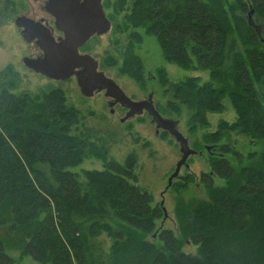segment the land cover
Masks as SVG:
<instances>
[{"label": "trees", "instance_id": "obj_1", "mask_svg": "<svg viewBox=\"0 0 264 264\" xmlns=\"http://www.w3.org/2000/svg\"><path fill=\"white\" fill-rule=\"evenodd\" d=\"M115 28L128 31L119 71L141 86L144 65L133 51L138 28L155 38L165 61L208 72L202 83L191 76L168 85L165 104L176 115L186 109L188 132L203 130L198 148L211 146L209 170L199 175L209 198L192 202L180 217L196 253L182 251L169 229L158 234L160 245L144 240L163 210L136 185L135 157L120 164L73 134L79 113L60 87L31 95L12 92V83L0 86V225L16 235L21 255L40 264H98L102 234L113 241L111 264H264V0H133ZM104 61L117 64L114 57ZM158 77L168 84L164 71ZM225 96L236 119L204 130L207 114L224 110ZM231 132L262 149L243 155L222 142ZM90 157L103 168L83 170L81 178L70 169ZM179 177L178 188L193 181L191 174ZM214 178L224 184L214 185ZM0 264H15L1 239Z\"/></svg>", "mask_w": 264, "mask_h": 264}, {"label": "rangeland", "instance_id": "obj_2", "mask_svg": "<svg viewBox=\"0 0 264 264\" xmlns=\"http://www.w3.org/2000/svg\"><path fill=\"white\" fill-rule=\"evenodd\" d=\"M133 0H124L123 8H119L120 0H103L106 14L110 18V29L100 38L91 39L87 48L99 60L101 68L106 76L113 79L123 92L133 100L147 99L152 94L153 104L165 118L177 121V128L187 138L190 148L196 151L188 157L185 165L181 166L178 176L172 179L167 187L168 178L173 173L176 162L181 153L178 144L166 133L156 132L155 125L150 117L143 112L134 115L124 121L125 111L119 106H110V101L103 91L94 93L91 97L83 96L74 77L63 81H55L27 68L22 63L23 57H35L39 49L32 43L26 42L18 27L14 24V18L24 12L28 6L26 0H0V86L12 83V92L17 94L28 92L37 95L50 87H60L65 94L67 104L73 106L79 113L78 124L72 133L86 137L98 148L107 152L106 158L125 164L126 158L132 154L136 159L134 172L137 175V183L141 189L148 191L154 198L153 203H159L164 209L163 216L156 222V231L144 236L157 245L158 234L162 229H169L173 235L182 241V251L195 254L196 245H193L185 236L180 225V217L189 204L197 200H208V190L199 180L200 172L209 170L207 150L210 145L198 148L197 142H201V131L195 134L188 132L186 119L188 111L183 109L180 115H176L171 109L165 107L166 101L171 100V93L167 91L168 85L180 82L186 77L197 76L200 82L208 80V72L204 70H187L178 67L174 63L165 61L158 48L155 38L145 33L142 28L136 29L139 33V43H134L133 51L144 65V85H139L130 76L120 73L121 54L128 42V31H117L116 24L121 27L123 14L127 13ZM234 0H226L232 3ZM118 8V12L116 11ZM132 31L131 28H128ZM107 57L117 59V64L107 66L104 59ZM103 61V63H102ZM162 70L168 77V84L161 85L158 72ZM224 110L220 113H208V126L204 129L214 131L220 120L232 122L236 119V113L228 96L223 98ZM113 108V112H111ZM234 148L245 155L249 151H260L262 146L255 143L251 137L231 132L228 139ZM230 162L236 166L235 158L227 154ZM103 168L102 161L96 157L84 159L79 165L70 168L82 177L83 170ZM185 174H191L193 181L186 187L178 188ZM214 185L224 184L222 179L214 178ZM176 184V185H174ZM178 188V189H177ZM113 223V218H108ZM115 225V224H114ZM0 239L5 245L6 253L12 257L15 264H40L30 256L21 255L18 238L8 230L6 225H0ZM103 241L101 260L98 264H111L110 245L112 240L102 234L99 237Z\"/></svg>", "mask_w": 264, "mask_h": 264}, {"label": "water", "instance_id": "obj_3", "mask_svg": "<svg viewBox=\"0 0 264 264\" xmlns=\"http://www.w3.org/2000/svg\"><path fill=\"white\" fill-rule=\"evenodd\" d=\"M46 9L55 18L56 28L64 33V38L55 42L47 34L38 33L37 27L29 19L17 16L14 24L23 28L20 32L22 38L26 42L34 40L42 52L41 56L23 57L22 63L55 81H63L74 75L83 96L91 97L103 91L106 97L127 109L121 121L145 112L155 125L156 132H166L179 146L181 156L168 178L169 187L188 157L196 154L190 148L187 138L178 130L177 121L160 114L153 104L151 94L147 99H131L113 79L97 71V62L93 57L78 54V47L93 34H104L110 29V21L104 14L101 0H48Z\"/></svg>", "mask_w": 264, "mask_h": 264}, {"label": "flooded vegetation", "instance_id": "obj_4", "mask_svg": "<svg viewBox=\"0 0 264 264\" xmlns=\"http://www.w3.org/2000/svg\"><path fill=\"white\" fill-rule=\"evenodd\" d=\"M83 1L84 0H80V2H83ZM26 2L28 3L26 10L24 12H21L17 16H21V17L29 19L33 23V25H35L37 27L38 33L47 34L55 42H60V40L64 38V33L56 28L55 18L46 9L48 0H26ZM101 5H102V8H103V11H104L106 18L110 20V18L106 14V11H105L106 8H105L103 0H101ZM18 29L21 32L23 28H18ZM106 33H104V34H96L95 33L82 46L78 47V54L89 55V56L93 57L95 59V61L97 62V71L102 72V73H104V71L101 68H99V66H100L99 60L94 55H92L91 52L88 50L87 43L89 42V40L100 38L101 36L105 35ZM31 42L37 47V49H39V47L34 43V40ZM41 55H42V52L39 49V52L37 53V55L35 57L41 56ZM75 70H81V68L75 69ZM71 77H74V75ZM148 96H147V98H148ZM151 98H152V94H151ZM109 103H110L111 107L119 106L120 108H122L125 111V114H126V112H127L126 108L120 106L118 103H114L112 100ZM113 111H114L113 108H111V112H113Z\"/></svg>", "mask_w": 264, "mask_h": 264}]
</instances>
